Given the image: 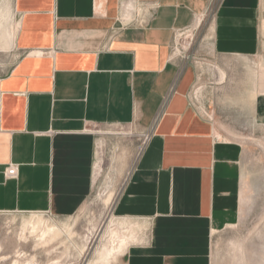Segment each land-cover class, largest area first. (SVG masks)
Segmentation results:
<instances>
[{"label":"crops","instance_id":"1","mask_svg":"<svg viewBox=\"0 0 264 264\" xmlns=\"http://www.w3.org/2000/svg\"><path fill=\"white\" fill-rule=\"evenodd\" d=\"M261 2L219 0L217 53H257ZM211 3L0 0V57H11L0 71V213L73 215L92 193L98 135L133 139L120 131L133 127L146 141L113 211L145 234L125 264H210L211 236L234 208L238 151L189 105L193 68L173 42Z\"/></svg>","mask_w":264,"mask_h":264},{"label":"rangeland","instance_id":"2","mask_svg":"<svg viewBox=\"0 0 264 264\" xmlns=\"http://www.w3.org/2000/svg\"><path fill=\"white\" fill-rule=\"evenodd\" d=\"M218 2L212 0L199 27L196 21L178 31L173 42L178 60L193 68L186 93L189 105L209 121L215 141L238 151L234 208L232 204L231 219L211 236L209 259L210 264H264V0L259 12V49L253 55L215 51ZM10 62L11 57L3 54L0 71ZM110 129L103 126L98 131ZM120 131L134 134L133 139L127 134L98 135L92 193L73 215L0 213V264H125V252L109 261L97 256L104 246L116 247L121 238L127 248L145 234L139 226L118 220L113 211L115 196L146 141L144 132L133 127ZM109 194L112 199L106 203ZM38 218L42 223L33 229L32 222ZM45 224H56L60 234L44 237Z\"/></svg>","mask_w":264,"mask_h":264},{"label":"bare ground","instance_id":"3","mask_svg":"<svg viewBox=\"0 0 264 264\" xmlns=\"http://www.w3.org/2000/svg\"><path fill=\"white\" fill-rule=\"evenodd\" d=\"M2 32V31H1ZM7 35V34H6ZM111 194L108 195V197L105 199L106 203H109L111 201ZM42 223V219L38 218L35 222H32V227L33 229H37V227ZM118 223L121 225L124 222H120L118 221ZM44 231L42 232L43 236H48L51 239L57 237L60 234V228H57L56 224H45L43 225ZM32 229V228H31ZM32 229V230H33ZM68 234H71V230L67 231ZM112 234H116V232L111 231ZM102 235V234H101ZM50 240V239H49ZM46 242V241H45ZM50 242V241H49ZM45 244V243H44ZM102 248V247H101ZM126 249V242H125V238H121L118 241V245L116 247H112L110 249L105 248V246L103 247V249H101L100 251H98V258L103 259L104 261H109V259H114L117 255L122 254Z\"/></svg>","mask_w":264,"mask_h":264},{"label":"built area","instance_id":"4","mask_svg":"<svg viewBox=\"0 0 264 264\" xmlns=\"http://www.w3.org/2000/svg\"><path fill=\"white\" fill-rule=\"evenodd\" d=\"M7 176L9 177H14L16 176V173H17V168H16V165H10L7 169Z\"/></svg>","mask_w":264,"mask_h":264}]
</instances>
